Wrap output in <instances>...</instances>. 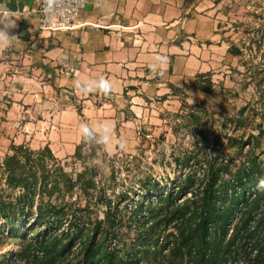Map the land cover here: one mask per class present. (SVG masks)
<instances>
[{
	"label": "rangeland",
	"instance_id": "obj_1",
	"mask_svg": "<svg viewBox=\"0 0 264 264\" xmlns=\"http://www.w3.org/2000/svg\"><path fill=\"white\" fill-rule=\"evenodd\" d=\"M184 8L183 18L199 19L203 32L182 34L175 43H197L206 53L199 57L200 70L197 63L185 66L193 69L187 84L173 86L164 76L149 73L148 77H132V91L117 99L105 91L91 93L77 87V92L74 87L55 86L53 78L46 75L43 81L52 88L44 85L40 90L31 85L25 96L40 94L43 98L36 101L29 97L24 104V92L11 88L12 82L1 73L0 162L10 154L12 145L32 150L48 146L72 177L83 173L81 161L90 169L95 166V180L115 204L125 207L127 215L145 198L149 183L172 187L184 173L179 161L193 152L204 157L205 152L195 148L198 139L218 141L221 153L215 158L228 162L227 179L244 160L252 170L264 168V0H185ZM0 14L1 21L4 15ZM199 74L206 77L197 79ZM195 80L203 87L210 81L211 91H198L193 86ZM83 99L91 102L86 104ZM101 102L113 105L116 115L111 119L116 124L105 137L97 134V148L84 146L80 158H75L76 147L92 131L89 113L102 106ZM191 113L198 117L197 123L190 121ZM98 115L101 120L108 118ZM229 156L236 157L228 160ZM3 183L0 175V185ZM79 195L75 192L73 198ZM96 215L103 219L101 210ZM118 233L124 245L135 238L133 230ZM21 241L13 229L0 231V264H43L41 254H34L32 247L24 252ZM75 253H65L63 264H71Z\"/></svg>",
	"mask_w": 264,
	"mask_h": 264
},
{
	"label": "trees",
	"instance_id": "obj_2",
	"mask_svg": "<svg viewBox=\"0 0 264 264\" xmlns=\"http://www.w3.org/2000/svg\"><path fill=\"white\" fill-rule=\"evenodd\" d=\"M193 86L210 92L212 84ZM189 119L198 122L194 113ZM99 138L88 131L74 157L84 146L97 148ZM207 140L195 144L204 157L193 152L179 161L184 173L172 187L149 183L129 215L95 180V166L81 161L83 173L72 177L48 146L12 145L0 162V231L13 229L24 252L32 247L43 264H63L72 252L71 264H264V168L244 160L227 179L228 162L215 158L218 141ZM121 229L135 233L127 245Z\"/></svg>",
	"mask_w": 264,
	"mask_h": 264
},
{
	"label": "crops",
	"instance_id": "obj_3",
	"mask_svg": "<svg viewBox=\"0 0 264 264\" xmlns=\"http://www.w3.org/2000/svg\"><path fill=\"white\" fill-rule=\"evenodd\" d=\"M184 2L87 0L81 21L94 24L96 28L85 27L73 33L48 36L35 31L34 17L24 15L25 11L35 7V0H2L0 13L3 12L4 16L0 21V31H7L9 38L0 37V74L12 82L11 88H21L24 104L28 103L29 97L36 101L43 98L40 94L25 96L31 85L40 90L45 86L52 88L43 81L46 75L53 78L55 86L74 87L77 92L79 87L80 90L99 91L100 94L104 90L95 82L108 80L112 87L107 94L117 99L132 91L129 89L133 84L132 77H148L149 73L164 76L173 86L187 84L193 65L197 63L196 69L200 70L199 57L206 53L197 43L191 45L186 40L175 43L182 34L197 32L199 35L203 32L198 26L199 19L183 18ZM9 18L14 20V27H8ZM158 58H162V62ZM154 64L155 68L152 67ZM189 64L192 67L185 68ZM19 72L21 77L17 76ZM33 75L41 81L34 80L37 78ZM83 102L91 101L83 99ZM101 104L91 109L89 128L105 137L116 124L111 119L115 117L116 110L113 105ZM94 112L108 118L98 119ZM74 135L77 140L79 137Z\"/></svg>",
	"mask_w": 264,
	"mask_h": 264
},
{
	"label": "built area",
	"instance_id": "obj_4",
	"mask_svg": "<svg viewBox=\"0 0 264 264\" xmlns=\"http://www.w3.org/2000/svg\"><path fill=\"white\" fill-rule=\"evenodd\" d=\"M35 7L24 12L34 17L35 31L40 35L73 33L85 27L97 26L81 21L87 0H35Z\"/></svg>",
	"mask_w": 264,
	"mask_h": 264
},
{
	"label": "clouds",
	"instance_id": "obj_5",
	"mask_svg": "<svg viewBox=\"0 0 264 264\" xmlns=\"http://www.w3.org/2000/svg\"><path fill=\"white\" fill-rule=\"evenodd\" d=\"M0 5H2V0H0ZM8 15L10 17V13H8ZM14 26H15L14 25V20L9 18L8 27L10 28V27H14ZM0 37H3L4 39H8L9 36L7 34V31H0ZM158 59H160L161 62H162V58H158ZM152 67L155 68L156 65L154 64V65H152ZM95 83H96L97 87L102 88L105 92H108L111 89V87H112L111 82L108 81V80H104V79L96 81Z\"/></svg>",
	"mask_w": 264,
	"mask_h": 264
}]
</instances>
